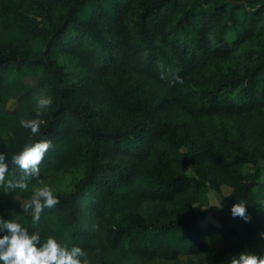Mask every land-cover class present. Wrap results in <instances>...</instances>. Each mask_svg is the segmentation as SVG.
<instances>
[{
  "label": "trees",
  "instance_id": "1",
  "mask_svg": "<svg viewBox=\"0 0 264 264\" xmlns=\"http://www.w3.org/2000/svg\"><path fill=\"white\" fill-rule=\"evenodd\" d=\"M42 94L54 102L33 136L19 121ZM39 139L53 144L40 175L0 189L5 219L81 246L89 264H230L254 243L232 203L264 207V0H0L11 176V156ZM45 184L60 203L33 224L22 205ZM222 186L202 227L194 206Z\"/></svg>",
  "mask_w": 264,
  "mask_h": 264
},
{
  "label": "clouds",
  "instance_id": "2",
  "mask_svg": "<svg viewBox=\"0 0 264 264\" xmlns=\"http://www.w3.org/2000/svg\"><path fill=\"white\" fill-rule=\"evenodd\" d=\"M53 102L50 95L36 96L34 118L21 119L20 125L30 130L33 136L39 134L40 126L44 123L43 113ZM52 146L49 139L29 140L22 150L11 156V164L21 170L19 176L10 175L9 157L6 152L0 151V189L4 193L16 189L27 190L29 180L40 175V163ZM59 203V196L50 185L45 184L34 189L31 197L22 205V211L30 215L33 224H39L44 210ZM261 210L264 211V207ZM230 213L233 218L240 217L245 222L251 221L248 204L245 202L232 203ZM259 236L264 239V232L259 233ZM0 264H89V259L86 249L79 245L69 247L67 243L51 235L42 241L38 231H29L15 218L5 219L4 215H0ZM230 264H264V254L244 250L232 255Z\"/></svg>",
  "mask_w": 264,
  "mask_h": 264
},
{
  "label": "rangeland",
  "instance_id": "3",
  "mask_svg": "<svg viewBox=\"0 0 264 264\" xmlns=\"http://www.w3.org/2000/svg\"><path fill=\"white\" fill-rule=\"evenodd\" d=\"M230 191V188L227 186H222L218 191L208 190L202 196L200 203L195 204L194 209L196 212H207L206 218L200 223L202 227H205L210 223H215L210 211L212 209H220V202L230 193ZM248 213L251 215L250 224L254 234V243L247 247V251L264 254V239H261L259 236V233L264 232V211H262L261 208L252 207L248 210ZM214 241L218 247L222 246V241L219 236H214ZM184 261L185 259L182 260V262Z\"/></svg>",
  "mask_w": 264,
  "mask_h": 264
}]
</instances>
